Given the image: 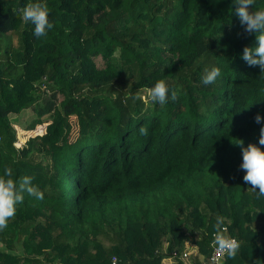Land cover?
<instances>
[{"label":"trees","instance_id":"obj_1","mask_svg":"<svg viewBox=\"0 0 264 264\" xmlns=\"http://www.w3.org/2000/svg\"><path fill=\"white\" fill-rule=\"evenodd\" d=\"M34 2L47 5L54 25L45 37L21 18ZM236 7L0 0V175L10 168L14 181L32 177L44 194L25 193L0 231V264H183L172 253L187 244L200 264L218 217L240 248L216 264H264V197L243 181L236 145L259 146L264 75L241 59L256 38ZM251 10H264V0ZM212 67L220 76L205 85ZM158 81L168 87L164 104L147 97ZM27 112L25 130L47 124L52 133L17 146L10 118Z\"/></svg>","mask_w":264,"mask_h":264},{"label":"clouds","instance_id":"obj_2","mask_svg":"<svg viewBox=\"0 0 264 264\" xmlns=\"http://www.w3.org/2000/svg\"><path fill=\"white\" fill-rule=\"evenodd\" d=\"M237 5L235 14L238 16L244 31L248 34H255L256 46L245 47L242 51L241 59L249 66H258L261 75H264V10H251L255 0H233ZM21 18L25 23L34 26V36L36 38L48 35L54 25L49 21V10L45 3L34 2L25 5L19 10ZM220 76L219 68L212 67L205 69L202 83L210 85L215 83ZM147 97L151 102L164 104L168 100V87L164 81H158L151 88L146 89ZM175 93L172 99H175ZM256 124L264 125V116L257 113L254 117ZM141 136L148 135V129H139ZM236 145L242 154L240 169L244 171L243 181L247 184L248 190L256 195V198L264 197V126L259 129V139L257 144L244 146L243 140H238ZM12 170L5 168L4 174L0 175V231L7 228L8 223L16 215L17 205L24 201V194L43 200L44 194L32 184V177L24 176L20 180L14 181ZM222 218H217V232L213 240V246L218 255L234 258L240 248V242L224 235L220 230Z\"/></svg>","mask_w":264,"mask_h":264},{"label":"rangeland","instance_id":"obj_3","mask_svg":"<svg viewBox=\"0 0 264 264\" xmlns=\"http://www.w3.org/2000/svg\"><path fill=\"white\" fill-rule=\"evenodd\" d=\"M14 39L12 38L11 39V43L14 44ZM30 113H25L23 115V117L20 119V118H17L16 116L15 117H11L10 120L11 121H14L15 125V129H16V135H17V146H21L24 144L25 140L28 138V137H31V136H34V135H43L45 134V132H48V133H52V131H48V128L47 127V124L45 125H41V126H37L35 128V130L33 131H27L25 130V126L27 125L29 119H30ZM19 119V120H18ZM73 119H75V121L78 120V116H74ZM74 124V122L72 123ZM75 125V124H74ZM55 143H57L56 141H54ZM55 143H53L52 145H54ZM102 243L104 245H106V243L104 242L103 239H101ZM186 253V257L183 258L182 257V260L184 261L183 263L184 264H193V259L192 257L196 256V248L190 244H187L184 248V251ZM165 261V264H175V262L173 260H163L162 261V264L164 263Z\"/></svg>","mask_w":264,"mask_h":264},{"label":"built area","instance_id":"obj_4","mask_svg":"<svg viewBox=\"0 0 264 264\" xmlns=\"http://www.w3.org/2000/svg\"><path fill=\"white\" fill-rule=\"evenodd\" d=\"M172 256L173 257H176V256H178V257H180V259H182V257L183 258H185L186 257V253L185 252H183L181 255H179V254H177L176 252H173L172 253ZM224 256H221V255H218L217 253H216V251H215V248H214V246H213V248H212V251H211V254H210V256L207 258L208 259V262H209V264H211V263H217L220 259H222ZM207 262V260H204V261H202L200 264H205ZM207 262V263H208ZM110 264H117V261H116V258L115 257H112L111 258V260H110Z\"/></svg>","mask_w":264,"mask_h":264},{"label":"crops","instance_id":"obj_5","mask_svg":"<svg viewBox=\"0 0 264 264\" xmlns=\"http://www.w3.org/2000/svg\"><path fill=\"white\" fill-rule=\"evenodd\" d=\"M195 255H196V254H195ZM163 260H167V259H163ZM163 260H162V261H163ZM168 260H171V259H168ZM199 261H201V260H198V262H199ZM181 262L183 263L184 261H183V260H181ZM201 262H202V261H201ZM161 264H162V262H161ZM163 264H165V261H164V263H163ZM175 264H176V263H175ZM183 264H184V263H183Z\"/></svg>","mask_w":264,"mask_h":264}]
</instances>
